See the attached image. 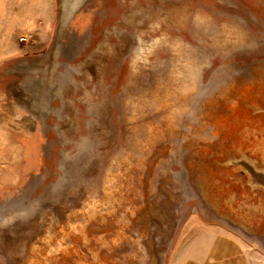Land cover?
Returning <instances> with one entry per match:
<instances>
[{
    "label": "rangeland",
    "instance_id": "374dc122",
    "mask_svg": "<svg viewBox=\"0 0 264 264\" xmlns=\"http://www.w3.org/2000/svg\"><path fill=\"white\" fill-rule=\"evenodd\" d=\"M25 263L264 264V0H0Z\"/></svg>",
    "mask_w": 264,
    "mask_h": 264
},
{
    "label": "bare ground",
    "instance_id": "6f19581e",
    "mask_svg": "<svg viewBox=\"0 0 264 264\" xmlns=\"http://www.w3.org/2000/svg\"><path fill=\"white\" fill-rule=\"evenodd\" d=\"M241 36H242V35H241ZM223 37H225V36H223ZM239 37H240V36H239ZM235 41H236V40H235ZM237 41H238V40H237ZM238 42H239V41H238ZM234 43H235V42H234ZM176 46H178V45H176ZM107 58H108V57H107ZM72 123H73V122H72ZM108 166H109V165H108ZM110 166H111V165H110ZM101 193H102V192H101ZM92 196H93V195H92ZM74 225H75V224H74ZM47 235H48V234H47ZM40 237H41V236H40ZM40 237H39V238H40ZM49 240H50V239H49ZM58 241H59V240H58ZM37 242H38V241H37ZM38 244H39V243H38ZM40 244H42V243H40ZM45 244H46V242H45ZM45 244H44V245H45ZM47 244L49 245V243H47ZM44 245H43V246H44ZM54 249H56V248H54ZM31 250H32V249H31ZM45 250H46V248H45ZM47 250H48V249H47ZM57 250H58V249H57ZM33 251H34V250H33ZM55 252H56V251H55ZM46 253H47V252H46ZM46 253H45V254H46ZM46 256H48V255H46ZM30 259H31V258H30ZM23 263H24V262H23ZM28 263H29V262H28ZM25 264H26V263H25Z\"/></svg>",
    "mask_w": 264,
    "mask_h": 264
}]
</instances>
